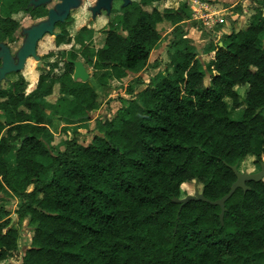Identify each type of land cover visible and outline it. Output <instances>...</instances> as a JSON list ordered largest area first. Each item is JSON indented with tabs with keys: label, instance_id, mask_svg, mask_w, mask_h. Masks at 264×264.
Here are the masks:
<instances>
[{
	"label": "trees",
	"instance_id": "16d2710c",
	"mask_svg": "<svg viewBox=\"0 0 264 264\" xmlns=\"http://www.w3.org/2000/svg\"><path fill=\"white\" fill-rule=\"evenodd\" d=\"M28 1L0 0V37L11 38L18 29L12 18L18 11L44 9L39 18L47 15L45 7L28 10ZM162 1L122 8L106 48L84 49L101 86L142 72L161 41L157 25L182 20V8L160 12L155 4ZM259 4L250 27L233 29L202 50L176 26L168 46L172 72L139 93L143 83L134 80L126 89L132 98L122 100L114 117L98 120L99 135L88 145L74 136L61 151L43 112L57 82L78 109L58 104L51 106L54 115L83 122L98 108L101 94L90 81L66 85L75 69L70 62L59 78L54 67L41 75L29 95L23 76L14 91L0 89V110L10 119L0 120V192L20 199L19 221L28 220L34 231L20 264H264V180L236 191L223 223L219 206L190 201L181 209L173 202L182 198V185L192 183L217 201L237 180L230 166L249 156L262 162L264 2ZM71 19L57 25V44L69 40ZM63 58L80 61L75 52ZM242 86H248L246 108L233 119L227 100L239 109ZM11 224L0 205V264H12L20 252V232Z\"/></svg>",
	"mask_w": 264,
	"mask_h": 264
},
{
	"label": "crops",
	"instance_id": "0c3cea01",
	"mask_svg": "<svg viewBox=\"0 0 264 264\" xmlns=\"http://www.w3.org/2000/svg\"><path fill=\"white\" fill-rule=\"evenodd\" d=\"M175 1L178 2H176L174 5L172 4V8H170L168 0L155 4L160 12H163L166 9L178 11L181 8L184 12L180 13L182 20L176 24L169 19H164L157 25L158 33L161 35V41L163 37H168L170 34V37L172 38V32L174 28L176 26H180L185 32L186 37L189 38L196 47H202V49L211 40L216 42L217 40L215 39H219L220 41L224 36L231 35L233 29H247L250 27L255 16V12L259 10V8L252 7L253 12L250 13L251 8H245V6L249 4L247 2L244 3L241 0H193V3L188 6H181L182 4L180 5V2L183 0ZM81 9L82 7L78 10L72 11V19L66 24V29L69 33V40L64 43L57 44V37H54L55 44L58 49L57 51H59L57 57L60 54V59L62 62H64L63 67H65V63L69 62L70 59L63 58V54L66 53L68 55L69 52H75L80 57V61L78 62H81L85 66L90 76L89 81L97 88L101 94V97L98 108L89 111L85 121L70 123L69 121L62 119L61 116L54 115L51 106L61 104L67 109L76 110L78 109V105L71 98H68V96L61 95L60 84L58 82L53 85L52 93L44 98L45 104L47 103L48 105H44L43 112L45 118L50 122L49 126H47L53 135V145L59 147L61 151H64L65 149V142L67 140H71L74 136L77 139H83L82 142L80 141L81 144H90L94 137L99 135V129L97 125L98 120L114 117L117 111L124 106L122 100H130V96L128 97L125 95V92L127 94L126 89L128 86L133 84L134 80L139 79L143 83L136 89V93H139L146 89V87L152 81L161 80L167 71L170 73L172 72V68L169 67V65L163 68L165 69V72L160 71V60L163 56L162 53L161 56L155 55L156 50L154 49L151 53L147 67L142 72H128V75L123 79L111 77L107 79L105 86H101L99 82L93 77V67H89L86 64L83 52L84 49L87 48L96 51L106 48V35L104 37V42L99 44V46L97 39L102 36V33L97 31L96 27L92 28L89 26V23H98L106 16H104V13H102V15L98 16L96 20H92V15L90 14L87 16V18H80L81 22H79V19H76L75 16H73V12L79 11ZM262 9H264V7ZM263 11L264 10H262V12ZM167 24H169L172 28L167 29L169 27ZM53 56H55V54L51 55V57ZM91 60L92 62H95L96 58H92ZM28 62L25 66V69L22 72H19L25 81L23 87V92L25 95H29L37 89L40 76L49 73L52 67H54L52 73L54 77L59 78L65 73V68L62 69L61 63H58V65H45L41 70V68L29 69ZM127 81L129 84L126 83ZM65 83L69 88H77L80 83L84 82L75 80L73 74L65 80ZM140 87H143V89H139ZM115 95L120 97L119 101L115 99ZM85 140L88 142L83 143Z\"/></svg>",
	"mask_w": 264,
	"mask_h": 264
},
{
	"label": "rangeland",
	"instance_id": "374dc122",
	"mask_svg": "<svg viewBox=\"0 0 264 264\" xmlns=\"http://www.w3.org/2000/svg\"><path fill=\"white\" fill-rule=\"evenodd\" d=\"M244 3L246 1L241 0ZM96 0H83V5H82V9L79 11H75L73 12V16H75L76 19L80 18H87L88 15L91 14L90 12V7L95 5ZM134 2H139V0H134ZM175 0H168V4L170 5V8L173 7L174 4H176ZM56 3V1H54L53 4H51L48 8H51L54 6V4ZM193 3V0H183L180 2L181 6H188L190 4ZM173 4V5H172ZM179 5V4H178ZM122 2H115L114 3V9L112 11V14L108 17V15L106 14V12L104 13V17L103 19H101L100 22L98 23H89L90 27H96V30L99 31L100 33H102V36L99 37L97 39L98 41V45L102 44L104 42V37L107 34L108 30L112 29L113 27L117 26L118 23V18H122V16H124V11L122 9ZM245 8L250 9V13L253 12L252 7H250L249 5L245 6ZM256 8H260V4H258V7ZM255 12V10H254ZM258 13L255 12V15ZM45 11L44 9H40L39 11H37L36 13H33L32 11H18L16 13H14L12 15V18L18 22L19 27L18 29L15 31V33L13 34V36L11 38H2L0 37V42L4 41L5 43H7L13 54H15L17 52V50L20 48V46L23 43L24 37L22 36V29L23 28H28L31 27L32 25L38 23L42 18H39L40 15H44ZM262 14L264 15V11L262 12ZM118 17V18H117ZM168 28H172L169 24H167ZM166 29V30H167ZM165 31V29H164ZM124 34H126L124 31H122ZM164 36V35H162ZM171 34L168 37H163L162 41L160 42V44L155 48V55H159L161 56L162 53V58H161V67H160V71L161 72H165V68L166 66L169 65V55H168V46L170 44V39H171ZM54 40V41H53ZM217 40L216 42L219 41V39H215ZM100 46V45H99ZM199 50H202V47L199 48L197 47ZM38 54L41 56L42 58V62H43V66L41 67V70L43 69V67L45 65H55L58 63L62 64V69H64L65 67H63L64 62L61 61L60 59V54L57 57V54L59 53V51H57V46L55 44V38L54 36H49L47 35L38 45ZM55 54V56L51 57V55L49 54ZM206 62L209 61V57L208 56H203L202 57ZM28 68L29 69H37V62L34 59H30L28 62ZM40 69V68H39ZM152 69V68H151ZM90 70V69H89ZM150 70V69H148ZM146 70V71H148ZM93 74L94 70L92 69ZM100 75V73H98ZM98 77V76H97ZM21 79V73H13V74H9L7 76V80L3 81L2 83V89L7 90L8 92L10 91H14L13 90V85L16 84L17 82H19V80ZM127 84L128 81L126 82ZM139 89H143V87H140ZM248 91V86H242V87H238L237 88V92L239 94V102H240V108L237 110L233 109V102L231 99L227 100L228 106H229V110H230V115L233 119H239L240 116L242 115V113L244 112L245 108H246V103L244 101L245 96L247 94ZM121 94V93H120ZM128 97L130 95L126 94ZM126 97V96H125ZM120 97H117V95H115V99L119 101ZM132 97L130 96V99ZM121 103V102H120ZM1 111V110H0ZM0 120H2V122H6L8 123L10 121V119L8 118L7 115H5L4 113L0 112ZM82 138H79L78 141L82 142ZM57 142V141H56ZM80 142V143H81ZM88 142L87 140H85L83 143ZM59 143V142H57ZM55 144V141H54ZM11 158V156H10ZM262 162H264V156L262 158ZM260 163H258L256 161V158L254 156H249L247 159L242 160L240 162V166H239V170L243 173H257L260 171ZM182 198H185L188 195H194L196 189H199L201 191L202 187L199 186L196 183H192V184H184L182 185ZM33 190V187L30 188V191ZM0 205L3 206L6 214H8V216L11 218L12 220V224H11V228H15L17 230H19L20 232V238L18 240V246H19V253L18 256L16 258H14V260H11L12 264H20L21 263V257L22 254L30 247L31 245V241H32V236H33V229L30 226L28 220H24L22 222L19 221L18 218V210L20 208V199L17 198L16 196L8 193V192H0Z\"/></svg>",
	"mask_w": 264,
	"mask_h": 264
},
{
	"label": "water",
	"instance_id": "95a60500",
	"mask_svg": "<svg viewBox=\"0 0 264 264\" xmlns=\"http://www.w3.org/2000/svg\"><path fill=\"white\" fill-rule=\"evenodd\" d=\"M54 1H56V3L53 7L48 8V13L43 19L31 27L22 29L24 40L15 54H13L9 45L0 42V89L3 81L7 80L9 74L19 73L25 69L29 59H34L37 62V68L42 67V58L37 50L39 42L47 35L57 37L58 34L55 32L57 25L59 23H66L72 11L78 10L83 5V0H30L29 6H34L35 8L41 6L49 7ZM116 1L122 2V8H127L134 2V0H96L95 5L90 7L92 20H96L103 12H106V14L110 16ZM69 62L75 68V80H80L84 83L88 82L90 76L85 66L78 61L69 60ZM259 113L260 111L257 112V114ZM239 166L240 164L230 166L237 180L232 185L230 192L223 198L212 202L206 199L203 193L196 189L194 195H188L185 198H175L173 202L180 204L181 209L190 201H205L212 205L219 206L221 208L220 220L223 223L226 212V202L232 198L236 191L238 189L248 191L250 188L247 186V183H259L264 180V162L260 163L261 170L257 173H243L239 170Z\"/></svg>",
	"mask_w": 264,
	"mask_h": 264
},
{
	"label": "built area",
	"instance_id": "2783aa9c",
	"mask_svg": "<svg viewBox=\"0 0 264 264\" xmlns=\"http://www.w3.org/2000/svg\"><path fill=\"white\" fill-rule=\"evenodd\" d=\"M244 1H246L250 7H254V8L258 7L259 2H264V0H244Z\"/></svg>",
	"mask_w": 264,
	"mask_h": 264
},
{
	"label": "flooded vegetation",
	"instance_id": "af4514ba",
	"mask_svg": "<svg viewBox=\"0 0 264 264\" xmlns=\"http://www.w3.org/2000/svg\"><path fill=\"white\" fill-rule=\"evenodd\" d=\"M29 3H30V0L28 1V5H27V9L28 10H37V9H39V8H41V7H45V8H47L46 6H41V7H38V8H35L34 6H29ZM47 11H48V9H46ZM48 13V12H47ZM71 17V16H70ZM8 45V44H7ZM0 65H1V61H0ZM261 170V169H260Z\"/></svg>",
	"mask_w": 264,
	"mask_h": 264
}]
</instances>
